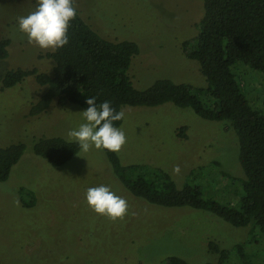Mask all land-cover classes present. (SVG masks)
<instances>
[{
	"label": "rangeland",
	"instance_id": "1",
	"mask_svg": "<svg viewBox=\"0 0 264 264\" xmlns=\"http://www.w3.org/2000/svg\"><path fill=\"white\" fill-rule=\"evenodd\" d=\"M73 3L100 37L137 44L138 55L127 72L136 90H146L159 80L206 87L199 65L182 50L183 42L199 31L202 0ZM36 7L37 0H0V39L9 40L0 75L17 68L52 72L54 63L42 56L53 50L29 44L18 29V17ZM232 72L250 105L264 117V74L240 62ZM43 92L32 77L0 90V147L25 145L8 180L0 183V264H163L170 256L189 264H217L219 256L210 251V243L229 251L223 264H243L234 248L239 244L244 246L246 264H264V233L232 227L206 211L159 207L133 197L113 175L102 149L80 150L61 167L35 156L34 140L70 141L67 133L85 122L84 109L75 104L58 107L52 102L44 113L28 116ZM121 109L125 119L119 128L127 137L117 153L122 164L160 168L179 188L188 182L200 189L205 200L237 205L243 173L238 138L227 122L206 121L189 108L169 103ZM181 127L187 129L184 138L177 136ZM177 165L178 173L173 171ZM100 185L127 200L129 212L124 219L113 222L89 207L87 189ZM19 186L36 192L42 215L22 208Z\"/></svg>",
	"mask_w": 264,
	"mask_h": 264
},
{
	"label": "trees",
	"instance_id": "2",
	"mask_svg": "<svg viewBox=\"0 0 264 264\" xmlns=\"http://www.w3.org/2000/svg\"><path fill=\"white\" fill-rule=\"evenodd\" d=\"M202 10L197 24L199 31L183 42L182 50L199 65L206 87L159 80L146 90H136L127 72L132 58L138 55L137 44L105 40L76 9L77 16L68 29V44L42 56L54 63L52 72L7 70L0 75V90L32 77L44 92L30 107V117L44 113L52 102L58 107L75 104L85 110L86 99L95 97L97 105L109 101L117 111L123 107H157L169 103L177 108H189L206 121L227 122L238 138L243 173V178H239L242 193L235 207L203 199L200 189L188 182L177 187L160 168L124 165L117 153L105 149L102 152L113 175L133 197L159 207L206 211L232 227L250 229L251 234L264 233V117L250 105L232 72V67L240 62L264 74V0H202ZM8 46L9 40L0 39V61L7 58ZM202 98L209 102H203ZM122 122L114 124L120 127ZM186 130L179 128L177 136L184 138ZM24 150L22 143L0 147V183L8 180ZM79 151L75 142L58 137L39 138L32 145L33 154L52 167L63 166ZM222 175L231 178L226 173ZM18 197L22 208L42 215L37 207L42 200L34 190L19 186ZM234 248L241 262L248 263L244 246L239 244ZM210 251L218 254L217 264L227 260L229 251L213 243ZM163 264L189 263L170 256Z\"/></svg>",
	"mask_w": 264,
	"mask_h": 264
},
{
	"label": "clouds",
	"instance_id": "3",
	"mask_svg": "<svg viewBox=\"0 0 264 264\" xmlns=\"http://www.w3.org/2000/svg\"><path fill=\"white\" fill-rule=\"evenodd\" d=\"M77 16L73 0H37V7L26 16L17 19L18 29L27 37V42L40 49L55 51L68 44V29ZM88 107L82 111L84 123L67 135L84 153L93 147L119 153L127 143L125 132L114 122L125 119V112L117 111L109 101L97 105L95 97L86 99ZM174 172L180 171L177 165ZM89 207L98 215L115 222L129 212L127 200L117 195L108 186L90 187L86 192Z\"/></svg>",
	"mask_w": 264,
	"mask_h": 264
}]
</instances>
